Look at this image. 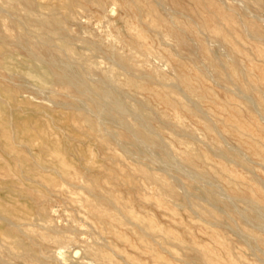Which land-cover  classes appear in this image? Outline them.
Wrapping results in <instances>:
<instances>
[{"label":"rangeland","instance_id":"obj_1","mask_svg":"<svg viewBox=\"0 0 264 264\" xmlns=\"http://www.w3.org/2000/svg\"><path fill=\"white\" fill-rule=\"evenodd\" d=\"M18 1L14 11L12 0H0V18L13 37L25 33L39 49L42 41L31 35L37 25L18 24L24 0ZM27 1L33 18L52 11L62 21L68 48L75 54L69 61L72 65L81 69L85 62L97 65L111 71L119 84L146 83L151 94L138 92L122 100L132 106H141L145 98L152 103L150 112L165 158L144 143L142 155L138 154L124 131L105 124L96 112L88 116L99 125L98 140L84 136L88 132L83 123L84 100L51 84L44 90L24 77L39 76L36 70L0 81L2 93L11 91L31 105L27 110L1 104L13 116L1 125L11 133L17 129L25 133L30 126L43 130L62 150L70 174L65 178L31 167V157L22 155L21 166L32 172L18 181L13 163L4 166L7 161L0 145V183L10 185L8 191L0 187V210H10L7 219L0 220V260L10 264H264V224H255L243 212L253 201L264 213V43L245 32L252 27L264 29V13L240 0H183L181 14L158 0H139L137 22L120 9L117 0H101L108 12L98 9L95 0H70V18L63 15L65 0ZM211 1L220 11L209 5ZM229 4L237 6L234 12L224 11ZM216 13L225 22L212 32L209 23ZM170 19L188 23L183 38L190 52H178L172 42L154 36L156 25ZM202 21L208 26L200 27ZM126 37L138 40L148 57L124 48ZM62 42L63 36H50L47 47L54 50ZM17 50L15 58L20 62L25 56ZM111 53L129 58L137 72L126 70ZM34 64L40 66L41 60ZM84 79L89 85L103 83L95 73L85 74ZM104 84L116 92V86ZM160 98L173 106L159 104ZM127 120L136 121L132 113ZM184 147L202 156L203 164L197 168L181 160ZM37 157L53 160V148L39 151ZM196 169L215 178H202ZM146 175L162 179L174 195L163 194L158 183L145 180ZM97 212L107 218L99 220ZM13 214L22 216L21 221L13 220ZM58 245L63 256L56 258L53 252Z\"/></svg>","mask_w":264,"mask_h":264},{"label":"bare ground","instance_id":"obj_2","mask_svg":"<svg viewBox=\"0 0 264 264\" xmlns=\"http://www.w3.org/2000/svg\"><path fill=\"white\" fill-rule=\"evenodd\" d=\"M138 1L139 0H117L120 9L125 14H128L134 21L140 22L138 14L141 12V9L139 6H137ZM158 1L168 6L171 9V11L175 14H181V11L184 10L182 5L183 0H158ZM240 1L246 3L249 8H254V9L256 8L257 10H260L264 13V0H240ZM18 2H19L18 0H12V3L10 4L12 10L14 11L16 10L18 6ZM94 3L96 4L98 9L102 10L103 12H108V10L105 9V4L102 3L101 0H95ZM71 5L72 2L70 0H65V3L62 5L63 15L67 18L71 17V8H72ZM209 5L212 8L217 9V11H220V7L214 4L212 1L209 2ZM229 5L228 7L225 8V10L224 9L223 10L234 12L235 10L234 6L236 5L233 4H229ZM111 7L113 8V6ZM31 9H32L31 3L27 0H24L23 14L22 16L19 17L20 19L18 18V24H22V25L36 24L37 28L31 31V35L40 38L43 46L39 49H36L35 46L31 43L30 37L22 32L18 33L17 37H13L10 30L8 29L6 22L0 18V81H8V80L11 81V79L13 80V77L17 76V74H20L22 71L36 70L39 73V76L33 77L30 74H25L24 77L30 80L31 82H33L34 84H37V86L40 87L42 86V88H44L43 86L47 87V84H51L52 87H56L59 90L63 91L64 93H70V92L75 93L84 100L87 109L85 110L83 109V110L86 111L87 116L83 117V123L88 129V132H86L84 136L90 137L94 140H98V136L95 133L98 132L99 125L94 123L91 120L90 116H88L91 113L96 112L103 117V121L105 124H111L113 125V127L114 125L119 126L124 131V138L133 141L131 145H133L135 151L138 154L142 155L143 149L141 147V144L144 143V146L145 144H147L148 146H151L152 148L157 150L158 155L162 159H164L165 158L163 152L164 150L161 149V141H160L161 136L160 133L156 131V127H155L156 119L155 116L150 112V109L153 108L152 103L145 98L141 106H132L128 103H125L122 100L123 97L133 98L136 96V93L138 92L144 93L146 94V96L151 94V91L147 88L146 83L137 84L129 80L126 81L125 83L119 84L116 77L113 75L111 71L105 72L97 65H93L89 62H85L83 64L84 67L83 69L72 65L69 61L73 60L74 53L68 48L67 40H69V36L67 30L63 28L62 21L59 18L54 17L52 11H49V13H47L46 15H42L41 17L33 18L30 14ZM112 10H114V8L111 9L110 11ZM149 16L154 17L155 15L152 14ZM186 19L189 20L188 17H186ZM224 20L225 19H223L221 13H216V15H214L213 17L212 22L209 23L211 25L210 30L212 32H216L219 28L220 23H222V21ZM185 22L186 20H184V22H177V23H172V19L168 21L163 20L161 21L162 24H160V26L156 25L155 27L156 32L154 33L155 34L154 36L162 41L168 40L172 42L174 49L177 50L178 52H185V53L190 52L183 38L188 28V23ZM169 24L171 27L167 28V25ZM206 24L208 26V23H205L204 21H202L201 24L198 23L200 27H204ZM176 30L179 34L176 33ZM246 30L245 32L246 33L248 32L247 34L249 35V37L264 43V29L260 27H252L250 31H246ZM55 35L63 36V42L62 45H59L54 50H50L47 47V44L49 42V37ZM123 40H124L123 47L128 48L131 52L141 54L144 57H148V54H150L139 43L138 40L127 37L124 38ZM36 42L38 41L36 40ZM16 48L21 50L22 51L21 53H23L25 56V59L20 62L15 58L16 55L15 53L16 51H18ZM98 50L101 52L103 51L101 49ZM111 55L116 60H118L119 64L122 65L126 70L137 72L135 71L134 68H132L131 60L129 58L120 56L115 53H111ZM38 58L39 60H41L40 66H36L34 64V61L37 60ZM90 73H95L99 75L102 78L103 83H96L93 85H89L85 81L84 75ZM144 78L146 79L147 75H145ZM104 83H110L116 86L117 87L116 92L114 93L110 92L108 89H106ZM45 89L46 88H44V90ZM250 89L251 88L249 87V90ZM20 98L21 100H19ZM22 98L23 97H21L20 95L17 96L13 94L11 91H7L6 93H2V91H0L1 155L7 161V162L4 161L6 162L4 166L10 168V163H13L12 166L14 169L12 170L13 172L15 170V172L17 173V177H19L18 181H20V178L24 176L23 174H28V173L30 174V172H32L31 168H24L20 164V159L22 158V155H27L31 157V161H30L31 167H38L46 172H55L56 174H59L62 177L70 178V174L68 172L69 165L67 164V161L64 158L62 150L55 147L57 146L56 145L57 143L51 138H49L48 135H45L43 130H40L39 128L36 129L30 126L29 128H27L25 133L22 130H18V129L13 131V133H11L9 129H6L1 125L2 121L4 120L9 121L13 117L12 114L9 111H7L5 108H3L1 104L3 103L5 105L9 104L12 106V108H16V109L23 108L28 110L31 108V105L28 103V101L26 100L22 101ZM159 104H164L167 107L173 106L169 101L163 98L159 99ZM77 109L79 110V108ZM128 113H132V115L135 116L136 121L134 123L127 120ZM168 123L170 122L168 121ZM48 147L53 148L55 158L51 161L38 160L37 153L43 149H48ZM180 157L181 160L185 161L186 163L188 162L189 165L192 167L195 166L198 168V166L203 164L202 156H196L187 147L183 148V150L180 153ZM170 167L173 169L172 164H170ZM195 172L198 175H200L202 178H215L213 174L206 172L204 170L198 171L196 169ZM27 176L30 177V175ZM145 180H147L148 182L158 183L159 188L163 194L174 195L173 190L169 188L163 182L162 179H159L151 175L150 176L146 175ZM75 185L78 186V183H75ZM224 186L226 188H230L229 184L227 183H224ZM0 187H5L6 190L8 191L10 185L8 184L2 185V183H0ZM206 197L212 200L213 202H217L216 198L212 193H206ZM99 199H100L99 201H105V202L108 201V200H104V198L102 197L101 198L99 197ZM80 208L81 207H79V209ZM243 212L248 217H250L255 224L257 225L264 224V213L257 210L256 205L253 201H249L248 206L243 210ZM7 214L8 216L10 215V210H6V211L0 210V220L3 221L6 220ZM97 217L99 218V220H105L107 218V216H105L104 213H98ZM11 218L18 223L19 221H21L22 216H15L13 214ZM17 223L16 225H14L15 227L19 226ZM2 227L3 226H1V228ZM4 237L1 238L4 239ZM9 239L11 238H8L7 241ZM52 242H54V244L60 243L57 240H52ZM60 246L61 245H58L57 250L56 251L54 250L53 252V256H55L56 258L61 257L63 253V249ZM24 252L26 254L27 251L25 250ZM91 253L92 252H90V254ZM0 264H10V263H8L5 260H0Z\"/></svg>","mask_w":264,"mask_h":264}]
</instances>
